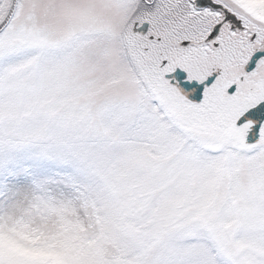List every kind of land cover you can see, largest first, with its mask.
<instances>
[{"label":"snow or ice","instance_id":"1","mask_svg":"<svg viewBox=\"0 0 264 264\" xmlns=\"http://www.w3.org/2000/svg\"><path fill=\"white\" fill-rule=\"evenodd\" d=\"M0 264H264V0H0Z\"/></svg>","mask_w":264,"mask_h":264}]
</instances>
